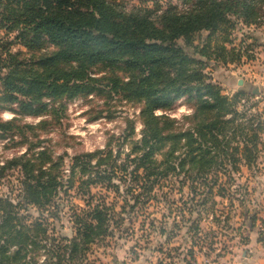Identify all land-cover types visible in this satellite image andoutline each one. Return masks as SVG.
<instances>
[{"label": "trees", "instance_id": "trees-1", "mask_svg": "<svg viewBox=\"0 0 264 264\" xmlns=\"http://www.w3.org/2000/svg\"><path fill=\"white\" fill-rule=\"evenodd\" d=\"M185 2L188 9L181 12L173 5L163 10L159 3H155L154 10L139 7L130 11L126 3L118 0H0L1 27L10 34L18 32L15 42H0L1 106H17L21 117L43 118L52 110L49 102L103 93L91 73L104 66L116 72V77L109 78L110 93L143 105L144 137L136 150L144 154L136 161L134 182L139 184L144 179L140 169H150L155 154L168 144L177 147L185 141L191 163L203 170L215 161L203 163L204 155L212 153L204 146L211 144L225 154V140L237 134L244 140L243 158H233V163L256 169L261 145L258 132L252 124L246 127L236 123L240 118L235 113L236 101L223 96L221 89L210 82L206 63L192 58L177 42L184 40L196 55L209 61L224 65L241 63L242 49L230 48L235 43L237 28L232 18H241L248 27L261 25L264 0ZM203 33L209 34L207 40L203 45H195L196 37ZM16 42L29 53H42L46 45L55 47V51L26 60L27 55L13 52ZM239 94L247 96L244 92ZM194 95L196 109L190 118L193 130L179 132L176 120L155 113L169 111L182 98ZM229 115L234 119H228ZM16 129L13 122L0 121V139L11 137ZM234 151L240 152V147ZM102 155L96 152L83 156L88 158L80 165L83 173L95 174L85 182L89 191L84 195L91 193L92 185L101 183L119 188L113 182L118 177V165L116 170L112 166L110 173H102ZM29 156L24 154L0 166L2 177L13 170H20L23 177L19 204L8 197L0 198V264H35L29 254L41 249L48 252L55 264H83L89 246L112 234L111 209L105 204L93 206L88 201L90 209L81 208V214H76L74 206L78 237L71 240L49 238L45 221L28 225V216L21 215V209L35 207L45 211L52 205L59 207L55 200L60 189L70 191L74 184H62L60 176L54 175L59 165H51L53 159L47 152ZM96 158L98 166H93ZM76 162L81 163V157ZM217 185L215 181L210 194ZM224 191L220 189L222 198L226 197ZM251 219L255 226L257 217ZM12 246L18 249L9 255Z\"/></svg>", "mask_w": 264, "mask_h": 264}, {"label": "rangeland", "instance_id": "rangeland-1", "mask_svg": "<svg viewBox=\"0 0 264 264\" xmlns=\"http://www.w3.org/2000/svg\"><path fill=\"white\" fill-rule=\"evenodd\" d=\"M118 2L126 3L130 11L139 7L154 10L155 3H159L163 10L170 5L181 12L188 9L185 0ZM232 19L237 28L235 43L230 48L242 49L241 63L224 65L209 61L196 55L184 40L178 41L177 45L192 58L206 63L205 72L210 82L221 89L223 96L236 101L235 113L240 115L236 123L246 127L252 124L258 132L261 145L257 168L249 169L243 163H233V158H243L244 140L241 134H237L225 140V154L213 149L211 144L204 146V150L212 153L204 155L203 163L215 161L203 170L191 163L185 141L177 147L168 144L155 154L150 169H140L144 179L139 184L134 182L132 173L136 161L144 154L136 150L144 137L143 105L127 100L124 95L111 94L107 86L109 78L116 77V72L99 66L91 75L99 81L103 93L66 98L57 103L48 101L52 110L43 118L21 117L17 106L0 104V121L13 122L17 128L11 137L0 139V166L24 154L33 158L44 151L52 157L51 165H59L53 172L60 176V182L65 185L74 183L70 191L60 189V196L55 200L59 207L52 205L45 211L35 207L21 209L20 214L28 216V225L45 221L49 238L54 237L57 241L75 239L78 233L72 208L76 206V214H81V208L90 209L89 201L93 206L105 204L111 209L112 234L103 242L89 246L83 264H227L232 251L241 253L242 245L249 239L246 223L252 217L263 219L260 206L264 187L256 175L262 173L259 164L264 163V20L261 25L248 27L241 18ZM17 35L18 32L8 33L0 24L1 45L15 42ZM208 35H198L195 45H203ZM53 51L55 47L51 45L44 46L42 53H29L19 42L13 47L15 54L27 55L26 60ZM240 92L247 93V96H239ZM196 99V95L182 98L173 109L155 113L176 120L175 127L179 132L193 130L190 118L196 109ZM228 119L234 118L229 115ZM237 147L240 152L234 151ZM96 152L103 154L99 157L104 160L100 169L102 173H110L112 166L116 170L118 165V177L113 182L119 188L110 187L106 182L92 185L91 193L84 195L89 191L85 182L95 174L83 173V163L88 161L83 156ZM110 153L112 156H108ZM78 157H81V163L76 162ZM92 165L98 166L97 158ZM22 179L20 170L0 176V198L8 197L19 204ZM215 181L218 185L210 194L209 189ZM220 189L225 190V198L219 195ZM260 238L264 240V231ZM17 249L12 246L8 254L12 255ZM29 258L35 264H55L43 249L30 252Z\"/></svg>", "mask_w": 264, "mask_h": 264}, {"label": "crops", "instance_id": "crops-1", "mask_svg": "<svg viewBox=\"0 0 264 264\" xmlns=\"http://www.w3.org/2000/svg\"><path fill=\"white\" fill-rule=\"evenodd\" d=\"M264 160V159H263ZM261 161V158H260ZM260 163V162H259ZM263 169L262 173L259 175H256V178L261 180L262 187H264V163L263 165L259 164ZM264 189V188H263ZM263 193V200H262V206H260V210L262 211V216L264 219V192ZM260 217V215H258ZM258 220L255 223L250 218V221H248L247 227L249 228V239L244 242L241 248V253L239 254L238 251H232V253L228 256V261H230L227 264H264V240L260 238L261 232L264 231V220Z\"/></svg>", "mask_w": 264, "mask_h": 264}, {"label": "built area", "instance_id": "built-area-1", "mask_svg": "<svg viewBox=\"0 0 264 264\" xmlns=\"http://www.w3.org/2000/svg\"><path fill=\"white\" fill-rule=\"evenodd\" d=\"M191 264H196L195 262H192Z\"/></svg>", "mask_w": 264, "mask_h": 264}]
</instances>
